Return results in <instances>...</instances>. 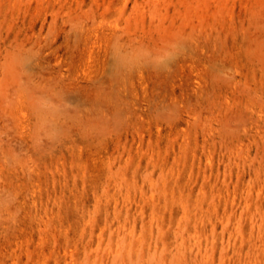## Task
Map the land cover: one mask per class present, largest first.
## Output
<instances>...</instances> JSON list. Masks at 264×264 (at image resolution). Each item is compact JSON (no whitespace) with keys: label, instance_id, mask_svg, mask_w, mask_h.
<instances>
[{"label":"rangeland","instance_id":"obj_1","mask_svg":"<svg viewBox=\"0 0 264 264\" xmlns=\"http://www.w3.org/2000/svg\"><path fill=\"white\" fill-rule=\"evenodd\" d=\"M0 264H264V0H0Z\"/></svg>","mask_w":264,"mask_h":264}]
</instances>
